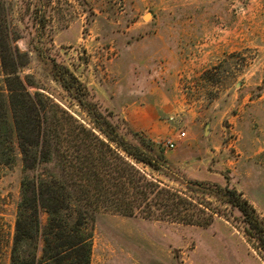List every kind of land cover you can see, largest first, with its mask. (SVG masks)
Returning a JSON list of instances; mask_svg holds the SVG:
<instances>
[{
  "label": "rangeland",
  "instance_id": "374dc122",
  "mask_svg": "<svg viewBox=\"0 0 264 264\" xmlns=\"http://www.w3.org/2000/svg\"><path fill=\"white\" fill-rule=\"evenodd\" d=\"M0 29L19 55L20 84L70 161L90 121L52 62L117 117L147 97L171 130L158 143L138 135L150 154L188 179L235 189L264 224V0H0ZM4 79L0 66V264H9L22 157ZM194 199L203 205L193 212L213 213L208 226L94 213L89 264H264L235 209Z\"/></svg>",
  "mask_w": 264,
  "mask_h": 264
},
{
  "label": "trees",
  "instance_id": "16d2710c",
  "mask_svg": "<svg viewBox=\"0 0 264 264\" xmlns=\"http://www.w3.org/2000/svg\"><path fill=\"white\" fill-rule=\"evenodd\" d=\"M18 53L0 29V66L6 103L22 157L20 199L9 264H89L88 220L100 210L185 226H208L214 219L196 197L235 209L246 233L264 253V224L235 189L186 178L153 157L138 134L102 109L63 66L52 62L60 85L90 121L75 135L73 161L62 149L51 122L41 116L17 77ZM149 169L182 189L170 188L139 168ZM195 201V202H194ZM207 202V201H204ZM210 212V213H209ZM46 215L44 223L41 215Z\"/></svg>",
  "mask_w": 264,
  "mask_h": 264
},
{
  "label": "crops",
  "instance_id": "0c3cea01",
  "mask_svg": "<svg viewBox=\"0 0 264 264\" xmlns=\"http://www.w3.org/2000/svg\"><path fill=\"white\" fill-rule=\"evenodd\" d=\"M146 98L127 104L118 111V117L126 123L133 133L143 135L151 142L158 143L170 136L171 130L165 120H160L159 110L146 103ZM183 137L180 135V137L169 139L167 142L173 143L172 140H174L173 145L178 146L183 142Z\"/></svg>",
  "mask_w": 264,
  "mask_h": 264
},
{
  "label": "built area",
  "instance_id": "2783aa9c",
  "mask_svg": "<svg viewBox=\"0 0 264 264\" xmlns=\"http://www.w3.org/2000/svg\"><path fill=\"white\" fill-rule=\"evenodd\" d=\"M183 136H184V134H181V137H183ZM165 147L172 149L174 147V145L171 142H167V143H165Z\"/></svg>",
  "mask_w": 264,
  "mask_h": 264
}]
</instances>
